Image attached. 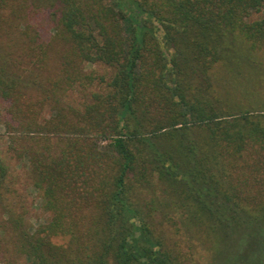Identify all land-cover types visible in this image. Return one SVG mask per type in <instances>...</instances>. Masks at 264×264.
<instances>
[{
	"label": "trees",
	"instance_id": "16d2710c",
	"mask_svg": "<svg viewBox=\"0 0 264 264\" xmlns=\"http://www.w3.org/2000/svg\"><path fill=\"white\" fill-rule=\"evenodd\" d=\"M262 11L0 0V264H189L170 235L192 230L214 264H264ZM89 87L83 108L65 102ZM3 148L46 222L31 224Z\"/></svg>",
	"mask_w": 264,
	"mask_h": 264
},
{
	"label": "rangeland",
	"instance_id": "374dc122",
	"mask_svg": "<svg viewBox=\"0 0 264 264\" xmlns=\"http://www.w3.org/2000/svg\"><path fill=\"white\" fill-rule=\"evenodd\" d=\"M262 18H264V11L254 16V19ZM51 27L52 25L48 23V21L45 22L44 20V23L40 28L42 36L47 40L51 39ZM85 68L87 71L93 70L99 75H105L107 78H110L111 74L113 73V70L111 68L102 65L90 64L86 65ZM98 89V87H89L86 90H74L65 97V102L73 106L83 108L85 104L91 101L92 93L97 91ZM0 108L1 112L2 105H0ZM0 130L2 131L3 128L0 127ZM3 157L9 168V180L23 197L25 206L30 212L28 217L31 224L34 226H38L39 224L46 222L49 219L50 214L45 213L42 209V201L39 198L37 192L32 187V182L29 178L26 163H18V161L12 159L9 155L6 154L4 148ZM173 232V235H170V241L172 243L176 242V244H178L186 252L190 251L192 253V256L190 258L192 262H189V264H214L212 260L213 251L211 250L209 243L205 241L202 242V240L199 239L200 236H195L193 234L195 230H192V232H187L186 235H184L182 232ZM191 233L193 235H191ZM56 242H60L59 239H56Z\"/></svg>",
	"mask_w": 264,
	"mask_h": 264
}]
</instances>
